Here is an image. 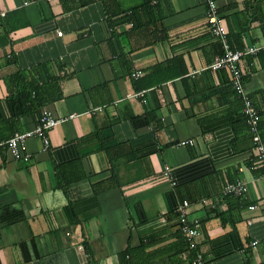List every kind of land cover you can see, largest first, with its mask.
Wrapping results in <instances>:
<instances>
[{
    "label": "crops",
    "instance_id": "0c3cea01",
    "mask_svg": "<svg viewBox=\"0 0 264 264\" xmlns=\"http://www.w3.org/2000/svg\"><path fill=\"white\" fill-rule=\"evenodd\" d=\"M150 1L167 35L153 43L152 27L130 23L112 38L102 0H0V141L38 119L28 113L30 79L48 85L39 113L66 118L48 130L47 150L37 136L26 140L29 160L0 148V264H121L127 247L130 264H191L175 215L184 199L206 264L264 260V166L229 74L207 68L222 45L206 0ZM216 3L232 47L263 41L264 0ZM241 68L264 144V50ZM70 161L79 178L60 186L55 167ZM237 177L244 206L222 194ZM213 199L219 207L207 205Z\"/></svg>",
    "mask_w": 264,
    "mask_h": 264
},
{
    "label": "built area",
    "instance_id": "2783aa9c",
    "mask_svg": "<svg viewBox=\"0 0 264 264\" xmlns=\"http://www.w3.org/2000/svg\"><path fill=\"white\" fill-rule=\"evenodd\" d=\"M206 22L213 37H215L222 45L221 53L215 55L212 61L207 65V68L215 71H227L229 74L230 86L235 94L240 97L242 101V112L245 115L246 124L250 133V138L254 149V159H257L264 166V144L260 135V110L254 104L248 90L244 86L243 72L241 68V61L246 57H254L260 50H264V39L260 43H254L245 45L240 48H233L229 38L228 31L223 22V18L218 12V6L216 0H206ZM262 28L264 32V20L262 21ZM112 30V27L109 28ZM61 31H57L58 35H61ZM143 72L141 70H133L131 77L138 79ZM137 95L142 96L143 91L137 92ZM74 114L69 115L73 117ZM66 119V118H65ZM63 118L56 117L52 112L48 110H42L36 123L30 129L25 131L13 132L7 139L0 141V148L5 147L7 152L15 159L29 160L31 154L24 151V145L29 137L37 136L42 140L43 150H47L49 147V139L47 132L49 129L56 126ZM181 144L192 145V139H186L181 141ZM254 164V161H253ZM253 167V165H252ZM254 168V167H253ZM163 174L165 177L170 178L169 165L163 166ZM247 191V185L243 178L237 177L232 181H228L222 188L223 196L225 194H231L235 196H242ZM212 208H217V202L213 199L209 204ZM190 201L184 199L177 207L176 212L178 214L179 230L183 238L185 239L187 246L192 250L191 264H206L205 257L202 251L198 248L196 238L199 234L200 222L198 219L188 218V209ZM253 208L254 205H250ZM258 244V240L254 239L250 241L246 247L254 248ZM249 264V263H247ZM251 264H264V260Z\"/></svg>",
    "mask_w": 264,
    "mask_h": 264
},
{
    "label": "trees",
    "instance_id": "16d2710c",
    "mask_svg": "<svg viewBox=\"0 0 264 264\" xmlns=\"http://www.w3.org/2000/svg\"><path fill=\"white\" fill-rule=\"evenodd\" d=\"M113 2H109V0H102L106 8L108 25L112 27V29H116L121 24L130 23L132 29L142 28V29H150V37L151 42H156L163 40L167 37L166 33L162 29L161 25V11L159 2L152 3L150 0H140L139 2L127 7L121 8L116 11L110 10L111 4L116 3V0H112ZM218 12L219 9H218ZM117 34H115V30L112 32V38H116ZM230 39V38H229ZM109 46L114 55L118 56L122 63H126L124 56L121 51L120 42L117 41L114 43L112 39H109ZM234 48V47H233ZM46 84H39L38 79L33 78L28 80V85L23 87L26 95L25 98L28 102V113H30L33 118H38L40 115V109L45 104V93H47ZM49 89L52 91V85H49ZM56 89H54L55 91ZM23 94V93H21ZM97 135V132H96ZM75 162H65L62 165L56 166V177L58 185L67 186L71 183V180H75L79 178L76 167L74 166ZM264 170V169H263ZM245 195V194H244ZM235 196L231 194H225L224 199L227 203L232 200L237 202L238 205H246V203H242L243 196ZM214 210V209H212ZM211 210V211H212ZM231 210V209H230ZM178 221V214L175 212ZM183 237V236H182ZM187 244V243H186ZM131 248L127 247L122 253H120V263L121 264H130Z\"/></svg>",
    "mask_w": 264,
    "mask_h": 264
}]
</instances>
